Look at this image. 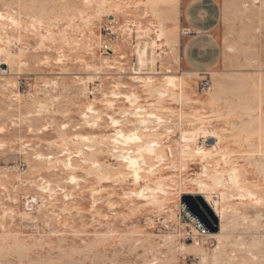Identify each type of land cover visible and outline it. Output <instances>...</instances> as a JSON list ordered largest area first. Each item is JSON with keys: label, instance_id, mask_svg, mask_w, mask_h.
<instances>
[{"label": "rangeland", "instance_id": "rangeland-1", "mask_svg": "<svg viewBox=\"0 0 264 264\" xmlns=\"http://www.w3.org/2000/svg\"><path fill=\"white\" fill-rule=\"evenodd\" d=\"M84 1L0 0V264H264V202L257 205V194H264V103L257 109L264 0H215L222 60L209 75L207 92L197 74L180 66L187 0L157 6L150 0ZM110 21L116 24L110 43L116 52L103 54ZM166 74L187 80L183 106L154 93L164 89ZM146 78L153 81L150 87ZM95 80L100 94L91 97ZM131 93L148 113L166 121L184 117L174 134L152 131L154 123L145 132L140 128L144 142L161 144L165 160H151L158 167L150 173L142 167L140 181L109 154L108 135L117 130L109 117L120 119L118 113L129 108L124 96ZM88 105L96 124L84 120ZM247 108L257 118L249 130L242 128L250 120ZM134 122L128 118L125 134ZM205 130L218 133L211 157L178 159L173 167L166 150L210 149ZM181 131L189 133L190 143L182 142ZM79 150L85 163L74 158ZM70 157L75 169L65 166ZM93 161L113 177L100 179ZM231 168L239 170L252 196L240 190L245 196L236 200L235 188L213 182ZM201 195L226 208L223 230L219 223L206 238L196 236L181 215L183 198Z\"/></svg>", "mask_w": 264, "mask_h": 264}, {"label": "bare ground", "instance_id": "bare-ground-1", "mask_svg": "<svg viewBox=\"0 0 264 264\" xmlns=\"http://www.w3.org/2000/svg\"><path fill=\"white\" fill-rule=\"evenodd\" d=\"M87 1V0H86ZM84 1V2H86ZM152 2L153 5L157 6L159 3H166L169 2L170 0H150ZM105 0H102V3H104ZM87 3V2H86ZM90 4V3H89ZM86 5V4H85ZM92 5V4H91ZM90 5V6H91ZM103 5V4H102ZM263 5V4H262ZM105 6V5H104ZM87 8V7H86ZM10 16V15H9ZM2 15H0V19H2ZM3 20V19H2ZM12 21V20H11ZM14 21V20H13ZM166 34V33H165ZM168 34V33H167ZM118 47V45L116 46ZM3 50H0V53H3ZM112 52H116L115 49H112ZM145 54L140 55V65L143 64V61L141 60L142 57H144ZM6 56L9 58L10 55L6 54ZM6 57V58H7ZM8 60V59H7ZM109 60V59H108ZM8 62V61H7ZM9 65V64H8ZM98 74V73H97ZM135 75H138L139 73H134ZM187 74V73H186ZM95 75V74H94ZM78 78V77H77ZM134 79H138V77H134ZM261 80V79H260ZM146 84L148 87L151 86L152 84V80L151 78H146L145 79ZM164 89L163 90H159L156 89L154 91V93H156L159 97V99H164L166 97H171L173 99H175L180 106H183L187 99L185 97V93L184 90L187 87L188 83L187 80L185 79V77H182L181 75L179 76H175V75H170V74H166L164 75ZM6 85V84H5ZM14 85V84H13ZM4 88V87H3ZM176 92V93H175ZM113 95V93H112ZM116 95V94H114ZM13 96V95H12ZM14 97V96H13ZM18 96H16L17 98ZM127 100V102L129 103V108H124L122 109L118 114L120 115V119H115L114 117L110 116V120L112 123V127L117 129L114 130V133L108 135L109 139H110V156L117 161V163H119L120 165H123L124 168L130 172L133 173L132 177L134 179V181H140V180H145V177L141 176V173L144 171V169H142V167H148L147 172L150 173L152 172L156 167L158 166H152L150 165V161L153 159H156V161L158 160V163H162L165 162L163 155L159 152V149H161V144L158 141H154L151 140L149 142H144V138L139 134V130L140 128H144V132L148 130L147 125L149 123H154L156 125V127L153 129H151L152 131L158 132V131H164L167 134H174L177 130H179V128L181 127L182 124V118L184 117H180V118H172L169 120H164L161 116L157 115V114H152V113H148L146 107L138 105V98L134 93H131L129 95L124 96ZM171 100V99H170ZM174 102V101H173ZM109 105L111 108H113V104H111V102H109ZM109 107V108H110ZM86 110L83 114L84 116V120L85 122L87 120H92L95 113L94 112V108L92 107V105H88L86 107ZM93 111V112H92ZM253 110L251 111V108H247L245 109L244 113L246 116H248L250 118V120H248L247 123L243 124L242 128L245 127V129H252V124H254V122L257 121V118H253L252 117V113ZM176 115V114H175ZM181 115V114H180ZM177 114V116H180ZM171 116V115H170ZM128 118L133 119L135 122L133 123L132 126H134V129L132 131H130L128 134H125L123 132V129H121L123 127V125L127 122ZM96 119L94 118L93 120H95V122H91V124H96ZM87 123V122H86ZM88 124V123H87ZM86 124V125H87ZM90 124V123H89ZM90 124V125H91ZM98 125V124H97ZM94 126V125H93ZM93 126H90L93 128ZM153 126V125H152ZM203 126V125H202ZM1 128H3L1 126ZM210 128V127H209ZM193 134V133H192ZM199 134V133H198ZM204 137L206 139H213L214 143L213 145L210 147V149H199L194 153H191L189 151V149L186 147L182 150H179L177 148H172L169 147L166 152L167 155L173 160V163L171 165H174L176 161H178V159H180V161H184V158L186 157H200L202 160H207L209 157H211V155L213 154V152L211 150L214 149V151H216V146L218 145L217 142V136L218 133H216L215 130H205L203 131ZM256 134V133H255ZM254 135V133H253ZM198 136V135H197ZM252 136V135H251ZM257 136V135H255ZM77 137V136H76ZM80 136H78L77 138L79 139ZM253 137V136H252ZM85 137H81L82 140H84ZM180 138L182 140L183 143H188L189 142V133L186 131H181L180 133ZM80 139V140H81ZM87 142L90 141L93 138H88L86 137ZM106 139H102V141H105ZM125 140V141H124ZM85 141V140H84ZM190 143V142H189ZM131 145H136L135 146V150L132 149V147H130ZM93 148V147H92ZM103 148V147H102ZM86 149V148H84ZM91 149V148H90ZM89 148L85 151L88 152H93V150H90ZM223 156V159L226 158V155L221 153ZM84 150H79L78 153L76 154V156L74 158L76 159H81L82 163H85L86 160L84 158ZM109 156V157H110ZM48 158V157H47ZM52 158V157H51ZM222 159V160H223ZM72 157L68 158L67 160V164L65 166H67L70 169H75L72 168ZM201 160V161H202ZM77 161V160H76ZM80 161V162H81ZM115 161V162H116ZM161 161V162H160ZM79 162V161H78ZM79 162V163H80ZM75 163V162H74ZM81 163V164H82ZM224 163V161H223ZM80 164V165H81ZM92 166L94 168H97V171L100 173V179H110L113 177L112 174H110L109 169L104 168V166L100 163L97 162H91ZM78 165V166H80ZM118 165V164H117ZM226 165V164H225ZM77 166V165H76ZM173 167H176V165H174ZM233 167V166H232ZM224 169V168H223ZM207 168L204 167V171H206ZM228 173L226 174H217L213 177V182L218 185L219 187H222V189L226 188L228 185H231L233 188L236 189L237 191V195L236 196V200H238V198H241L245 195H241L240 190H244V192H246L249 196L253 195L254 192H252L249 188H246L244 185H242V176L239 172V170H237L236 168H231L229 171H227ZM120 177H123L122 174H117ZM71 176V175H70ZM1 180V179H0ZM70 180L72 182L76 181V177L71 176ZM212 182V183H213ZM4 184V182H3ZM214 184V185H215ZM213 187V186H212ZM231 187V189H232ZM216 188V187H215ZM147 190H151L150 188H146ZM231 189H229L231 191ZM227 190V189H226ZM240 193V194H239ZM223 195V193H222ZM202 196V195H201ZM226 196V195H225ZM222 196V197H225ZM227 197V196H226ZM231 197V196H230ZM229 197V198H230ZM202 198L205 200V202L208 204V206H210L211 210L213 211V213L215 214V216L218 218L219 223H220V229L223 230L221 227L223 226V219H224V208H220V210L217 208V204H211L209 197H205L202 196ZM252 198V197H251ZM249 198V199H251ZM222 199V198H221ZM226 199V198H224ZM228 199V198H227ZM226 199V200H227ZM223 200V199H222ZM233 200V199H232ZM256 200V199H255ZM225 201V200H224ZM228 201V200H227ZM230 201V200H229ZM226 202V201H225ZM264 202V194L263 195H258L257 194V205L261 204ZM224 204V203H223ZM229 204V203H228ZM232 205V204H231ZM227 206V205H226ZM230 208V207H229ZM226 209V208H225ZM228 209V208H227ZM232 209V208H231ZM228 209V210H231ZM233 213V212H231ZM233 215V214H232ZM240 215V214H239ZM238 216V215H237ZM256 216V214H255ZM261 216V215H260ZM241 217V216H239ZM244 217V214H243ZM259 215H257L256 219H258ZM225 220V219H224ZM253 220V219H252ZM260 221V220H258ZM257 224V223H256ZM261 224V223H260ZM225 225V224H224ZM259 225V223H258ZM255 226V225H254ZM262 227V225H261ZM257 229V227H255ZM259 228V227H258ZM221 235V234H220ZM209 236H212L211 234ZM264 240V237H263ZM264 243V242H263ZM191 247V246H190ZM254 247V245H253ZM217 249V248H216ZM197 252H199L201 254V262H206L207 260V255L203 252L202 249L198 248L196 249ZM226 252V250H225ZM215 253V252H214ZM219 253V252H218ZM261 253L263 254V252L261 251ZM215 255V254H214ZM223 255V254H222ZM216 256V255H215ZM227 256V255H226ZM220 257V255H219ZM215 258V257H214ZM217 259V258H216ZM231 259V258H230ZM256 259V258H255ZM258 259V258H257ZM261 259L264 260V258L262 257ZM224 260V259H222ZM250 260V259H249ZM253 260V259H252ZM262 260V261H263ZM217 261V260H216ZM230 261V260H229ZM247 261V260H246ZM260 260H258L259 262ZM253 263V261H251ZM250 262V263H251ZM254 262H257L254 260ZM260 263V262H259ZM149 264V263H147ZM231 264H234L231 262ZM249 264V263H248Z\"/></svg>", "mask_w": 264, "mask_h": 264}, {"label": "crops", "instance_id": "crops-1", "mask_svg": "<svg viewBox=\"0 0 264 264\" xmlns=\"http://www.w3.org/2000/svg\"><path fill=\"white\" fill-rule=\"evenodd\" d=\"M219 4L215 0H187L183 10V29L192 36L183 38L179 48L180 66L187 74H208L222 60V50L214 31L219 24ZM257 62V109L264 103V48ZM261 79V80H260ZM210 140V139H209ZM213 140V139H212ZM214 142V140H213Z\"/></svg>", "mask_w": 264, "mask_h": 264}, {"label": "built area", "instance_id": "built-area-1", "mask_svg": "<svg viewBox=\"0 0 264 264\" xmlns=\"http://www.w3.org/2000/svg\"><path fill=\"white\" fill-rule=\"evenodd\" d=\"M114 25H116L113 21H110L108 23L107 26V36L108 39L106 42L103 43V45L101 46L100 50L103 54H108L109 52L112 53L111 48H110V43L115 39V35L112 32V29L114 28ZM193 33L190 32L188 29H182L180 36L182 38H186L189 36H192ZM200 80H199V86L201 91L203 92H207L210 90L211 88V82H210V78L208 74H198ZM91 86V90L89 92V96L94 97L100 94V84L99 82H97V80H95ZM120 98L124 99L123 96H116V97H112L109 96L108 99L110 100H119ZM126 102V99H125ZM204 144L207 143V140H205L203 142ZM210 207V206H209ZM181 215L182 218L187 222V224H189L191 226V230L193 231V233L201 238H206L210 235V232L208 231V229L205 227V225L195 216H193L185 207L182 208L181 210ZM191 233V231H189ZM191 264V263H190Z\"/></svg>", "mask_w": 264, "mask_h": 264}, {"label": "water", "instance_id": "water-1", "mask_svg": "<svg viewBox=\"0 0 264 264\" xmlns=\"http://www.w3.org/2000/svg\"><path fill=\"white\" fill-rule=\"evenodd\" d=\"M213 140H208V144H213ZM183 203L187 210L197 217L208 229L210 233H216L219 229V220L201 196L183 198Z\"/></svg>", "mask_w": 264, "mask_h": 264}]
</instances>
